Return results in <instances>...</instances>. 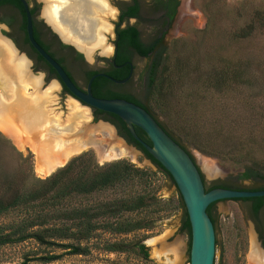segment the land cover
<instances>
[{"label":"trees","instance_id":"trees-1","mask_svg":"<svg viewBox=\"0 0 264 264\" xmlns=\"http://www.w3.org/2000/svg\"><path fill=\"white\" fill-rule=\"evenodd\" d=\"M9 1L17 8L23 9L18 0ZM160 1L154 0V3ZM176 3L177 0H168L165 8L167 10L159 14L157 12L156 20L164 19L163 22L168 24L173 19ZM135 8V4L129 5L125 12L134 15ZM141 18L143 16L140 14L139 19ZM24 26L23 20L22 27ZM255 31L264 32V5L254 8L248 19L234 28L231 34L233 39H242ZM163 33L156 32L143 43V40L139 39L137 24L126 23L118 29L116 41L118 48L129 45L150 58L145 71L146 81L151 90H161V94L170 91V83L166 79L169 70L166 60L169 54L163 44ZM81 58L79 53L75 54V59ZM126 58L123 48L118 49L113 58V65L106 71L107 75L111 78H123L129 71ZM216 58V66L203 72L196 81L199 82V88L221 91L245 81L246 62L240 59L230 60L225 56ZM188 61L184 59L180 65L186 66L187 69L190 63ZM114 64H119V68ZM94 72L88 71L86 80ZM111 78L94 76L90 82L91 93L100 97L122 96L143 106L157 119L144 102L139 103L131 94L123 95L111 90L108 87L113 84ZM91 108L94 118L101 117L114 123L120 133L134 141L154 164L155 169L137 166L124 158L98 164L89 151H82L71 156L46 176H33L27 156H21L9 140L0 134V245L32 239L43 249L40 254L24 253L21 260L6 264H28L31 260L48 262L63 253L85 254L90 249L89 241L103 232L120 235L104 238L101 243L104 250L132 251L142 258H147V246L143 242L146 235L136 234V231L151 227L156 219L154 214L167 205L168 200L159 198L153 183L155 173L160 171L152 157L131 136L117 115ZM252 117L254 118L249 117L246 122L244 120L243 125L237 129H232L216 118L208 127L199 126V133L194 129L184 133L180 129L169 127L165 117L164 122L158 119L157 121L183 148H186L187 142L206 154L242 164V170L236 173L237 178H263L264 120L256 118L253 114ZM134 130L140 138L149 143L145 133L138 126L134 125ZM6 150L14 153L12 164L7 163L5 159ZM107 192H110L109 196L99 197ZM253 199V207L261 202V196ZM212 203H208L205 210L213 222L209 211ZM176 204L179 205L177 201ZM186 219L183 213L181 225ZM48 248H58L60 251L50 252L51 250H46Z\"/></svg>","mask_w":264,"mask_h":264},{"label":"rangeland","instance_id":"rangeland-1","mask_svg":"<svg viewBox=\"0 0 264 264\" xmlns=\"http://www.w3.org/2000/svg\"><path fill=\"white\" fill-rule=\"evenodd\" d=\"M37 1L39 2L38 14L41 15L46 6V1ZM60 2L63 3L64 0ZM107 3L114 10L113 13L110 15L107 12H99L96 15L102 16L103 20L105 19L108 26H110V31H105L104 34L105 46L111 48V38L113 37L111 25L115 16V8L110 0H107ZM70 4L68 3V5ZM263 5L264 0H179L177 12L166 30H164L162 37L166 53L169 54V58L167 57L166 60L169 69L166 79L170 83V91L161 94V90L160 92L151 90L145 77L146 66L150 58L140 56L132 57L134 75L121 88L131 91L148 105L158 120L164 122L165 117L169 127L180 129L184 133L191 132L193 129L199 133V126L202 128L208 127L209 123L216 118L232 129L239 128L243 125L244 120L246 122L249 117L253 119L252 114L256 115V118L264 120V32L255 31L250 36L242 39H233L231 34L234 28L248 19L254 8ZM156 13L144 12L145 16L137 21L140 37L143 41L150 39L157 32L159 24L156 20L158 17ZM89 19L91 20V18ZM0 26L4 25L0 23ZM0 35L2 38L9 37L5 33H0ZM60 38L64 40L62 36ZM70 43L73 42L70 41ZM94 43L95 41L85 46L89 47ZM75 47L81 52L88 65L93 67L102 66L103 58L111 53V51L103 53L101 47H96L91 52L90 57L87 58L84 51L76 45ZM18 54L25 58L22 53ZM217 56H225L230 60L240 59V61L246 62L245 81L221 91L199 88L197 86L199 82L196 81L203 72L210 71L213 66H216ZM184 59L190 62L187 69L186 66L182 67L180 65L181 62H184ZM73 71L77 81L82 82L80 74L75 69ZM38 76L40 75L38 74ZM52 83L53 81H49L40 93L47 91ZM57 88L50 90L52 103L49 106L53 109L50 114L59 115L60 121H63L73 111L70 103L75 102L78 109H86L89 114L88 119L79 117L78 122H86L90 129L102 124L98 119L103 118H94L91 108L70 98L68 95H57L55 91ZM31 89L32 87H27L28 91H31ZM262 122L264 123V121ZM3 129L0 127V134L9 140L21 156H27L31 174L38 177L46 176L47 174L43 175L36 171L35 165L37 166L38 162L35 161L32 151L27 146L23 150H19L13 139L5 134ZM113 132L115 135L114 130ZM95 136L104 139L102 145L108 144V137L104 129L103 131H95ZM186 137L190 138V136ZM115 143L124 146L125 155L100 159L95 150L88 146L85 147L86 149L82 148L70 154L62 164L56 166L51 172L63 165L71 156L82 151H89L98 164L124 158L137 166L155 169L154 164L148 157L139 150L127 147L116 135L115 140L110 141V145ZM185 146L212 180H222L230 184L238 183L239 180L235 176L238 171L242 170V164L206 154L187 142ZM4 153L7 163L12 164L14 153L9 150ZM204 159L211 161L218 172L215 174L207 172L203 163ZM153 183L159 198L168 200V202L163 209L154 214L156 219L151 227L136 231V234L146 235L143 242L147 246V258H142L132 251L104 250L101 247L104 238H113L120 235L103 232L89 241L90 249L88 253H63L58 258L48 262L31 260L28 264H145L181 226L183 216L182 209L176 204V199L160 172L155 173ZM242 183L248 185L254 182L244 180ZM255 183H263V181L257 180ZM109 193L100 194L99 197L109 196ZM243 209H246V203L239 200L224 199L215 202V233L217 240L213 264H249L248 254L254 233L247 213ZM46 250H51L50 252L60 251L58 248H48ZM42 251L43 249H40L32 239L2 244L0 245V264L17 262L21 260L24 253L31 255L33 252L40 254Z\"/></svg>","mask_w":264,"mask_h":264},{"label":"bare ground","instance_id":"bare-ground-1","mask_svg":"<svg viewBox=\"0 0 264 264\" xmlns=\"http://www.w3.org/2000/svg\"><path fill=\"white\" fill-rule=\"evenodd\" d=\"M45 1L44 15L51 23H54L53 25H56L63 39L72 41L85 52L87 58L96 47H101L103 53L111 51L110 46H105L104 32L110 31L106 20L97 15V23L94 26L89 19L95 12H107L110 15L113 13L114 10L108 5L107 0H64L63 3L60 2L61 0ZM68 3L71 4L68 5ZM94 5L98 6L97 9ZM90 41H95V43L86 47L85 45L90 44ZM27 69L26 59L19 56L11 43L0 36V75H11L22 81ZM54 88L55 85L51 84L47 91L40 94L36 91L33 94L24 92L21 99L14 101L12 106L0 110V125L10 124L8 127L7 125L2 127L3 132L13 139L19 150L27 146L32 151L35 161L38 162V165H35L37 172L43 175L48 174L56 166L62 164L70 154L88 146L95 150L100 159L125 155L122 144L110 145V141L115 140V135L109 125L100 122L102 124L90 129L86 122L77 121L79 117L89 118L87 110L78 109L77 103H70L73 111L63 121H60L59 115L50 114L53 109L49 106L52 102L49 96L50 90ZM9 91L12 98L15 90L11 88ZM8 108L13 109L14 112L9 111ZM53 118L57 123L56 121L55 124L51 123ZM103 129L108 137L109 145L106 144L108 146L102 145L103 138L95 136V131H103ZM203 163L210 174L218 172L211 161L204 159ZM248 260L249 264H264V249L260 248L253 235Z\"/></svg>","mask_w":264,"mask_h":264},{"label":"water","instance_id":"water-1","mask_svg":"<svg viewBox=\"0 0 264 264\" xmlns=\"http://www.w3.org/2000/svg\"><path fill=\"white\" fill-rule=\"evenodd\" d=\"M19 2L25 15V33L29 43L55 70L60 81L69 91L68 96L89 108L95 107L113 113L123 121L131 136L152 157L187 218L145 264H213L216 236L213 222L205 210L207 204L221 199L264 195V189L217 186L196 162L190 151L177 143L143 106L122 97H100L91 93L92 78L95 75L109 77L107 74L94 73L88 78L84 89L77 87L65 69L35 40L28 4L26 0H19ZM5 38L18 53L25 56L9 37ZM128 76L129 73L123 78H110L114 82H122ZM98 120L115 131L113 124L109 121ZM134 125L145 133L149 143L136 134ZM115 135L127 147L138 150L126 143L116 132Z\"/></svg>","mask_w":264,"mask_h":264},{"label":"flooded vegetation","instance_id":"flooded-vegetation-1","mask_svg":"<svg viewBox=\"0 0 264 264\" xmlns=\"http://www.w3.org/2000/svg\"><path fill=\"white\" fill-rule=\"evenodd\" d=\"M110 1L113 3V6L115 8V12H114L115 16L112 19V25H111V31L113 32V37L111 38V44H112L111 53L109 56L103 58V65L100 67L89 66L88 62L82 57L81 52L75 47L73 43H70V40L69 42H67L68 39L64 38V40H62L60 38L61 34L59 33L56 25H53L54 23H51L47 19V17L44 15V12H42L43 14L41 15L38 14L39 12L38 3L39 2L37 0H26L28 4V10H29L30 20H31V25H32L33 36L35 40L47 51V53H49L65 69V71L67 72V74L69 75L73 83L81 89L85 88L86 82L88 80V79L86 80V77H87L86 73L88 71H95L94 73L107 74L106 71L110 69L111 64L113 65V58H114L116 51L118 49L120 50V48H123V53L127 56L125 61L129 63V71H128L129 76L122 82L113 81V84L108 87L111 90L119 94H123V95L131 94L135 98L136 101H138L139 103L140 102L143 103L131 91L122 89L121 86L129 82L134 75V65L132 62V57L133 56L146 57V56L140 54L139 52L135 50V48L129 45L125 47L119 46L120 48H118L117 43H116L117 38H118V29L123 27L126 23H129V24L136 23L137 24L140 14L141 16H145L141 12H158V14L159 12L160 13L165 12L167 10L165 8H166V5H168V0H161L160 3H154V0H147L146 3H145V0H142V1L140 0H110ZM133 4H135L136 6L135 13L134 15H129L128 13L125 12V10L129 5L132 6ZM178 5H179V0H177V3L174 8L175 13L177 12ZM95 7L97 9L98 6H95ZM96 14H97L96 12L92 13V17H91V18H94L93 20L91 19V21L94 23V26H95V23H97ZM130 18H132V21L129 20ZM165 19L167 20V18ZM23 20L25 23V15H24L23 9L21 10L17 8L9 0H0V23H2L5 26V27L0 26V33L7 34L9 38L12 40V42L14 43V45L16 46V48L24 52L25 59L27 61V68H28L27 73L25 74V76H23L22 81H19L17 78H13V76L11 75H7V76L0 75V110L4 109L5 107L12 106L14 101L21 99L24 92H27L28 94H33L36 91L37 94H40V92H42V90L44 89V86L49 81H53L52 84L55 85V88H57L58 86V88L55 90L57 92V95L63 96V95L70 94L67 88L60 81L55 70L49 65V63H47V61L43 57H41L36 52V50L29 43L26 33H25V26L22 27ZM163 20L164 19L157 21L159 24V27L157 28V32H164V30H166L167 26L172 21L171 20L167 24V22H163ZM137 27H138V24H137ZM64 28L67 29L65 25H64ZM138 30H139V27H138ZM139 39H141L140 34H139ZM142 42L146 43L144 41ZM76 53H79L81 55L82 57L81 60L75 59ZM114 66L116 68H119L120 65L114 64ZM73 69H75L80 74L82 82L77 81V79L75 78ZM38 74L40 76H38ZM102 76L107 77L106 75H102ZM28 86L32 87L31 91L27 90ZM9 88L10 89L13 88L15 90V95H13L12 98L10 95ZM117 97H122V96H117ZM51 98L52 96H49V99ZM50 108L52 107L50 106ZM9 111L14 112L13 109ZM91 111H92V108H91ZM55 121L56 119L53 118L51 120V123L55 124ZM15 122L17 123V120ZM112 124L115 128V132L119 136H121L125 140L126 143L134 146L136 149H138L140 152L143 153V151L139 147H137L134 141H131L127 137H125L123 133H120L118 127L114 123ZM5 125H7L8 127L10 124H4L3 126L5 127ZM3 126L2 124L0 125V127H3ZM237 179L240 182L238 181V183H235V184H230L222 180H213V181L217 184V186H224V187H229V188L251 189V190L252 189H264V177L263 178H258V177L249 178L248 177V178H237ZM244 180L251 181L254 183L245 185L242 183V181ZM257 180H261L263 181V183H255V181ZM256 196L257 195L245 196V197H235V198H228V199H235V200H239L241 202L246 203V209H243V210L244 212L246 211L247 217L249 218L251 222L252 231L254 233V240L257 242V244L260 246L261 249H264V195H258V196H261V202L257 206L253 207V202H254L253 198ZM221 200H224V199H221ZM217 201H212L213 203L209 210L210 215L213 218L214 228H215V222H216L214 204ZM215 236H216V233H215ZM216 240L217 239L215 238V244H216Z\"/></svg>","mask_w":264,"mask_h":264}]
</instances>
